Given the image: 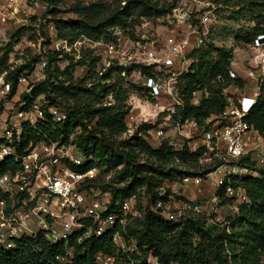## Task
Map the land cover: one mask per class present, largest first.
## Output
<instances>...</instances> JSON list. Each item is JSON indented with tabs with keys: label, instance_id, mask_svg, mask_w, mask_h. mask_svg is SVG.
Masks as SVG:
<instances>
[{
	"label": "built area",
	"instance_id": "obj_1",
	"mask_svg": "<svg viewBox=\"0 0 264 264\" xmlns=\"http://www.w3.org/2000/svg\"><path fill=\"white\" fill-rule=\"evenodd\" d=\"M209 7L212 8L201 14L199 23H187L186 31L180 25L172 26L167 29V34L158 33L149 40H139V25L132 28V34L114 26L109 30L110 38L104 43L88 39L83 43L87 46L79 51L90 49L94 52L92 44L102 46V53L97 54L100 62L96 71L100 75L111 68L119 70L126 81L143 89L142 95L149 104L157 101L163 109L161 111H164L163 101L169 103L167 116L157 123L141 114L135 103H128L127 131L123 137H145L141 128L151 124L146 135L160 144L168 137L167 128L174 127L177 136L185 140L180 148L187 144L191 151H201L199 161L214 167L205 175H183L176 181L164 182L160 194L164 195L167 188L170 193L166 199L156 200L155 210L173 223L201 218L206 225L224 227L228 226L229 217L238 214L242 204L249 203L242 180L264 170V136L245 120L259 96V81L264 73V34L251 43L239 44L250 53H247V58L243 56L244 60L239 57L240 51L232 50L230 77L242 78L245 82L240 70H246L247 81L254 83L253 90L235 100L232 93L240 91L241 87L233 84L224 90L227 106L218 117L208 118L203 123L183 118L180 114L183 102L179 79L189 71L194 61L192 51L209 42L206 39L207 25L212 22V10L215 9L212 4ZM51 30L56 45H60L55 51H63L73 57L75 53L72 55L71 52L82 45L78 44L80 41L68 43L57 38L55 27ZM77 56L76 60L80 58V55ZM246 62L249 67H244ZM78 70L82 73L77 76ZM87 70V66L77 67L76 77H83ZM3 79L0 80V167L10 164L12 168L0 172V246L11 249L14 240L26 235L42 234L48 242L57 244L66 243L73 237L81 242L112 233L115 251L111 254L97 253L95 263L116 264L120 255L127 254L128 264H137V260L131 257L132 254L139 255L136 244L127 246L119 231L133 218L136 197L123 202L120 213L106 215L111 195L85 187L87 181L96 179L99 169L79 170L85 165V159L76 145L40 139L30 140L22 148L29 133L39 134L40 125L48 121L62 123L67 113L60 105H50L44 94L30 95L34 84L24 86L29 83L27 74L19 75L17 89L12 96V84ZM19 86H24L25 92L15 100ZM24 95H29V98L25 99ZM204 95L207 93L193 92L191 103L199 105ZM108 100L113 101L112 95L108 96ZM174 118L175 124L171 125ZM191 186L196 188L197 198L185 195ZM73 254L74 248H67L65 254L56 259L65 263ZM144 264H161V260L150 253Z\"/></svg>",
	"mask_w": 264,
	"mask_h": 264
},
{
	"label": "trees",
	"instance_id": "obj_2",
	"mask_svg": "<svg viewBox=\"0 0 264 264\" xmlns=\"http://www.w3.org/2000/svg\"><path fill=\"white\" fill-rule=\"evenodd\" d=\"M47 1L53 5L56 1L64 3L66 0ZM219 2L232 6L230 17L235 21L255 23V26L237 32L238 44L251 43L264 34V0H212L216 5ZM173 8L174 5L166 8L152 0H116V4L106 8L98 4L72 8L79 18L56 20V35L58 39L74 43L82 38H109V28L114 26L132 34V28L138 23L135 19L166 15ZM22 30L24 27L17 33ZM7 53L9 51L2 57L3 64L7 63ZM191 57L194 61L189 71L179 79L183 102L180 114L203 123L208 118L218 117L226 108V88L245 84L242 78L232 79L229 75L232 50L216 47L209 41L192 51ZM58 59L66 61L65 67L58 66ZM99 62L100 57L94 56L90 49L83 50L77 60L68 53L55 51L45 69L46 78L33 85L30 95L44 94L50 105L57 104L65 109L67 118L59 124L48 121L40 125L39 134L29 133L22 148L30 140L40 139L76 145L85 159V165L79 169L81 172L97 167L105 176H110L109 180L96 178L85 184L87 188L110 193L111 205L106 215L120 213V205L133 197L138 203L139 191L144 189L149 197L144 217L141 220L131 217L124 228H119L127 246L136 244L139 255L131 256L135 260L140 257L146 260L152 253L160 257L161 264H264V170L242 180L249 203L242 204L238 214L228 218V226L206 225L201 218L185 223L167 220L154 208L157 199H166L170 193L167 189L161 195L160 188L166 181L196 174L179 167H197L202 152L191 151L187 144L175 149L168 141H162L153 147L146 137H123L127 131L129 95L133 91L143 94V89L126 81L116 69H108L100 75L96 71ZM81 66H87L88 70L83 77H76V68ZM28 69V65L16 67L6 76L5 80L12 84L10 96L16 92L19 75ZM144 72L150 75L147 69ZM259 87L257 104L245 120L264 136V73ZM195 91L207 93L197 106L191 103ZM109 95H112V102L108 100ZM23 97L28 99L29 95ZM151 127L146 124L141 128L144 136H148L146 131ZM73 134L75 139L71 141ZM206 167L200 174L214 170V167ZM11 168L10 164H4L0 172ZM67 248H74L73 257L65 263L57 261L56 257L65 254ZM115 249L112 233L81 242L73 237L66 243L57 244H51L42 234L26 235L14 240L11 249L0 246V264H96L97 253L111 254ZM127 259V254L120 255L116 264H128Z\"/></svg>",
	"mask_w": 264,
	"mask_h": 264
},
{
	"label": "rangeland",
	"instance_id": "obj_3",
	"mask_svg": "<svg viewBox=\"0 0 264 264\" xmlns=\"http://www.w3.org/2000/svg\"><path fill=\"white\" fill-rule=\"evenodd\" d=\"M152 1L159 4V6L166 8L170 5H174V8L172 14L154 15L151 19H135V21L138 22L137 25H139V40H149L153 36H157L158 33L164 34L167 32V29L172 26L179 27L180 25L183 30L186 31L187 23L189 21L199 23L198 20L201 17V14L212 8L209 7V5L212 4L215 9L212 10V22L207 25L208 31L206 39L215 44L216 47L240 51L241 53L239 54V57L242 60H244V57H248L247 53L249 52L244 51V48L237 43L235 37L239 30L255 26V23L247 22L245 20L237 22L235 19H232L230 17L232 6H225L222 2H219L218 5H216L212 3V0ZM93 4L104 5V8H106L116 4V0H66L64 3L56 1L53 5L47 0H0V80L2 77L6 79V76H8L14 68L28 65L29 69L24 74H27V80L29 83L24 86L28 87L29 85L42 82L46 78L45 68L47 65L44 66V64H48L50 59L55 55V50L60 47V45H56L54 41L55 35L53 34L51 27H55L56 20H77L79 16L75 12H72V8ZM49 11L51 13H49ZM23 27L24 30H22L20 34L17 33ZM107 39L108 38H101L100 40L104 43ZM86 40L88 39L82 38L77 40L80 41L78 44L82 45L77 47V51L71 52L72 55L75 53V57L73 56L75 60L78 58L77 55H80L82 52L79 51L80 48L87 46L83 44ZM92 46L95 48L93 52L95 56H97L99 52L102 53V46H96V44H92ZM7 51H9V53H7L8 60L6 64H3L2 57ZM34 60H36V62ZM57 62L58 66H61L62 68L67 64L66 61L62 59H58ZM244 67H249L248 62L245 63ZM5 70L7 72H5ZM240 72L245 77V85L240 88V91H233L235 94L232 93V96L235 100L239 99L241 94L251 92L254 88V83H252V81H247V71L240 70ZM81 73L82 72L78 70L77 76ZM24 86H19L15 100L19 99V96L25 92ZM130 102L135 103L141 114L149 116L150 121L156 123L163 117L167 116V109L170 107L167 100H164L163 104L165 109L164 111H161L163 109H161L162 107H160L161 105L159 102L153 101L151 102L152 104H149L146 98L137 91L130 93L127 103ZM174 124L175 118L171 122V125ZM166 134L168 137L163 141L172 142L175 149H180V146H182L185 140L183 137L177 136L175 128H167ZM145 137L153 147H156L159 144V142L149 139L150 137ZM73 139H75V134L70 138L71 141ZM209 165L211 164L199 161L197 167L189 168L187 166H181L179 168L186 169L188 172H196V174H200L201 171H204L203 169H206V166ZM96 178V180L103 181L109 180L110 176H105V174L99 169ZM178 187L179 186L176 188ZM148 204L149 197L144 192V189H140L138 203L133 209V218L141 220L145 215ZM137 263H145V260L140 257L137 259Z\"/></svg>",
	"mask_w": 264,
	"mask_h": 264
},
{
	"label": "crops",
	"instance_id": "obj_4",
	"mask_svg": "<svg viewBox=\"0 0 264 264\" xmlns=\"http://www.w3.org/2000/svg\"><path fill=\"white\" fill-rule=\"evenodd\" d=\"M185 195L188 198H191V199H194V198H197L198 197V193L196 191V188L193 187V186L187 188Z\"/></svg>",
	"mask_w": 264,
	"mask_h": 264
}]
</instances>
